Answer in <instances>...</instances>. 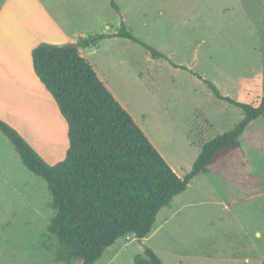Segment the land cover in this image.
<instances>
[{
  "label": "rangeland",
  "instance_id": "1",
  "mask_svg": "<svg viewBox=\"0 0 264 264\" xmlns=\"http://www.w3.org/2000/svg\"><path fill=\"white\" fill-rule=\"evenodd\" d=\"M30 1L10 0L2 19L19 7L21 21L31 22ZM39 3L53 9L68 33H113L124 22L139 41L167 56L154 58L140 42L121 37L81 48L180 176L190 170L203 143L234 127L243 115L241 108L217 98L203 79L234 100L254 103L264 93V0ZM0 41L15 57L26 39L3 31ZM37 121L24 120L23 127L35 151L52 165L65 155L64 134L52 120L45 124L56 134ZM239 140L234 164L195 176L159 210L142 243L133 234L119 237L93 264H134L144 246L163 264H264V113L249 122ZM51 200L46 181L22 163L0 131V264H65L47 229L55 214Z\"/></svg>",
  "mask_w": 264,
  "mask_h": 264
},
{
  "label": "trees",
  "instance_id": "2",
  "mask_svg": "<svg viewBox=\"0 0 264 264\" xmlns=\"http://www.w3.org/2000/svg\"><path fill=\"white\" fill-rule=\"evenodd\" d=\"M110 37L143 44L121 22L113 33L80 36L76 48L41 42L31 50L34 73L67 122L69 146L60 161L46 163L14 127L0 119V131L22 163L47 183L55 210L47 229L55 235L57 257L65 264L75 260L93 264L119 237H146L159 210L170 205L195 176L223 172L234 164L232 158L241 153V134L264 113V93L254 103L234 100L203 79L217 98L241 108L243 115L234 127L203 143L190 170L180 176L80 54V48ZM143 46L154 58H167ZM134 264L163 262L144 246L134 256Z\"/></svg>",
  "mask_w": 264,
  "mask_h": 264
},
{
  "label": "crops",
  "instance_id": "3",
  "mask_svg": "<svg viewBox=\"0 0 264 264\" xmlns=\"http://www.w3.org/2000/svg\"><path fill=\"white\" fill-rule=\"evenodd\" d=\"M9 1L10 0H0V26L3 28L0 34L3 31L8 35H11L12 32L18 33L22 41L23 39H26V41H23L24 46L21 52L15 57L7 55L9 52L6 50L4 44L0 43V109L2 110L0 119L14 127L37 151L38 147L32 141L33 139H31L28 131L23 127L25 126L24 120H34L36 123H39L37 120H40L41 124H45L46 120H52L62 129L65 139L64 152H66L68 144L67 122L59 113V109L49 91L35 75L31 59V50L35 45L41 42L59 46L70 42H76L80 36L84 35L83 33L79 35L78 31L76 33H68L66 29H64L63 23L59 21L57 15L50 11L53 9H45L39 3V0L30 1V8H33V12L31 11L30 16L32 19L31 22L25 23L21 21L23 12L19 7L14 8L13 11H10L8 17L2 19V13L7 9ZM9 29H11L10 34ZM27 34L29 38L26 37ZM8 44H10V41ZM14 46H19V44H15ZM79 50L82 55L81 48ZM109 89L112 90V93L114 92L111 87H109ZM9 94L12 95L11 100L10 97H8ZM16 94H23L24 98L21 100L15 97L16 99H14L13 97ZM113 94L115 95V92ZM115 97L129 112L127 104L117 95H115ZM18 100L21 101L18 103ZM8 113L12 116V119L8 117ZM139 127L143 130L140 125ZM48 128L51 130V132H49L50 134L57 133L55 132L57 131L55 127H48L45 124L44 129L47 132ZM144 133L146 134L145 131ZM53 138L57 140V135ZM58 140L62 141V138ZM149 140L151 141L150 138ZM152 144L158 149L153 142ZM158 151L160 152L159 149ZM56 152L58 153L59 150Z\"/></svg>",
  "mask_w": 264,
  "mask_h": 264
},
{
  "label": "water",
  "instance_id": "4",
  "mask_svg": "<svg viewBox=\"0 0 264 264\" xmlns=\"http://www.w3.org/2000/svg\"><path fill=\"white\" fill-rule=\"evenodd\" d=\"M77 43L76 42H70L67 44L59 45L57 48H76ZM138 242L142 243V239L138 238Z\"/></svg>",
  "mask_w": 264,
  "mask_h": 264
}]
</instances>
